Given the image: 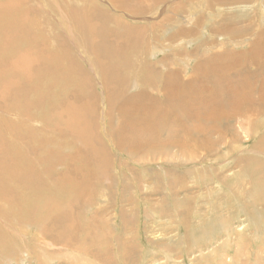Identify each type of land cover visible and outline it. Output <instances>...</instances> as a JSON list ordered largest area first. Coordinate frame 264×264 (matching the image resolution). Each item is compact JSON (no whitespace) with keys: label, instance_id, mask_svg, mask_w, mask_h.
I'll return each instance as SVG.
<instances>
[{"label":"rangeland","instance_id":"obj_1","mask_svg":"<svg viewBox=\"0 0 264 264\" xmlns=\"http://www.w3.org/2000/svg\"><path fill=\"white\" fill-rule=\"evenodd\" d=\"M237 2L0 0V264H264L262 80L166 99V77L229 65L263 34L264 0ZM24 55L30 76L12 70ZM70 103L89 105L94 139L68 131Z\"/></svg>","mask_w":264,"mask_h":264},{"label":"bare ground","instance_id":"obj_2","mask_svg":"<svg viewBox=\"0 0 264 264\" xmlns=\"http://www.w3.org/2000/svg\"><path fill=\"white\" fill-rule=\"evenodd\" d=\"M246 2V0H245ZM244 2V3H245ZM18 2H13V3H6V4H1L3 5L4 8H2V10H5L7 13L9 12H14L16 10H18V8H20V5L18 4ZM142 3V2H141ZM230 3V2H229ZM235 3L237 4V0H235ZM28 5V4H26ZM50 8V7H49ZM1 9V8H0ZM18 13V12H17ZM19 14V13H18ZM7 17V16H6ZM15 21V20H14ZM22 22V21H21ZM29 22V21H28ZM86 22V21H85ZM101 22V21H100ZM90 23V22H88ZM29 24V23H27ZM233 24H231L232 26ZM10 26V25H9ZM12 26V25H11ZM30 26V24H29ZM236 26V25H235ZM7 30L10 28L8 26H6ZM13 27H16V26H13ZM91 29H94V27H91ZM174 28V26H173ZM221 28V27H220ZM25 29V28H24ZM6 30V31H7ZM13 30V29H12ZM4 31V30H3ZM22 31V30H21ZM177 31H179L177 29ZM182 31V30H181ZM183 32V31H182ZM16 33V32H15ZM142 33V31L140 32H136V37H138L140 34ZM4 34V33H3ZM18 34V33H17ZM30 34V33H29ZM164 34V33H163ZM183 34V33H181ZM184 34H186V32L184 31ZM237 34V36H240V32H233L232 30H230V36L231 38L234 40L235 38V35ZM263 35H264V32L263 34H258V36L256 37V39L252 40L251 43L249 45V50L246 51V52H232V51H229L227 52L228 54V57L225 56L224 58V61H228L229 62V65H225V64H218V66H216L217 68H213L212 67H208V71L204 74V69L201 68V66H203L202 64L198 65L197 68H196V71L194 73L195 76H193V79L189 82L186 81V82H181L177 77H166L165 79V85H166V96H167V105H169V109L172 111V108L173 107H177V108H185V97L187 96V93L190 92L193 96V100L190 102L191 104L189 105V107H192V106H196L197 105V102H196V98H197V94H198V91H201L199 90V87L202 85V84H205L203 83L204 82H210V78L212 77H219V76H228V73L229 74H235V73H241L244 72L246 73L245 76H248L250 74H253L256 78H259L260 80H262V86H261V89L260 91H263L264 90V38H263ZM102 36V35H100ZM224 36V35H223ZM106 38V37H105ZM137 39V38H136ZM7 40V38H6ZM5 40V41H6ZM138 40V39H137ZM8 41H10V38H8ZM14 41L16 43H22L23 41H20L19 42V39H14ZM129 41V40H128ZM139 41V40H138ZM126 42V41H124ZM129 43V42H128ZM7 44V43H6ZM11 45V44H10ZM17 45V44H16ZM24 45V44H23ZM9 46V45H8ZM12 46V45H11ZM10 46V47H11ZM19 46V45H18ZM14 46H12V48H14ZM44 48V47H43ZM107 48V51H110V52H107L108 55L110 56L111 53L112 54H115L117 53V50L116 48H111L107 45V43H104L102 45V49H106ZM19 54V53H18ZM36 55V54H35ZM25 58V59H24ZM24 58H21V60H18L14 63V66L13 67V72L14 74L17 72V74H22L25 73L27 75L30 76L31 74V68L32 66L34 65L35 61H33L32 59L33 58H28V55H24ZM39 58V57H37ZM17 60V59H15ZM50 60V59H48ZM231 60V61H230ZM243 60V62H242ZM212 61V60H211ZM241 61V62H240ZM7 62V61H6ZM213 62H207V64L211 65ZM255 68L254 70L252 68ZM77 69V68H76ZM197 69H201L203 71V74H204V77L202 78V80L197 76L198 72ZM214 69L215 70H219V72H214ZM226 69H229L227 71L229 72H226ZM252 69V70H251ZM78 70V69H77ZM173 73V72H171ZM170 73V74H171ZM227 73V74H226ZM13 74V73H11ZM9 74V75H11ZM202 74V75H203ZM3 75V74H2ZM112 75V74H110ZM200 75V76H202ZM17 76V75H16ZM32 76V75H31ZM35 76V75H34ZM243 76V75H242ZM27 77V76H26ZM196 77V79H195ZM243 78V77H242ZM251 78V77H250ZM31 80V79H30ZM33 80V79H32ZM31 80V81H32ZM27 81L29 82V79L27 78ZM82 82V81H81ZM242 82V80H241ZM6 83V82H5ZM10 84V88L12 86H14L15 84V80L14 81H11L9 82ZM198 84H201L199 85V87L195 88L196 85ZM234 84V83H233ZM8 87H5V92L7 93H3L0 94L2 95V98L4 97H8L7 95L8 94ZM203 88V87H202ZM245 89V88H244ZM242 90V89H241ZM246 90V89H245ZM10 91V90H9ZM203 91V90H202ZM24 92V91H23ZM204 92V91H203ZM207 92V91H206ZM22 93V92H21ZM255 93V92H254ZM249 93H245L244 95L241 94V93H236V92H233L231 94V96L233 95V100H230L231 102H233V106L237 105V106H241L240 102L238 101V99H236V97H239L242 99V97H245L247 98L246 99V105H249V103H251L252 99H251V96H247ZM1 98V96H0ZM15 98V97H14ZM74 98V97H73ZM199 98V97H198ZM235 98V99H234ZM9 99V98H8ZM24 99V98H23ZM75 99V98H74ZM3 101V99H2ZM1 101V102H2ZM235 101V102H234ZM4 102V101H3ZM149 102V101H148ZM203 102V101H202ZM201 102V103H202ZM254 102V101H253ZM69 103V102H68ZM248 103V104H247ZM256 103V102H255ZM262 103V102H261ZM75 104V103H74ZM74 104L70 103L69 104H66V106L64 107H61V109H57L61 115H64L61 119H64L63 121H65V126L66 128L68 129V131L70 132H75L77 131L78 134H76V136H78L79 138H82V139H86V140H92L95 138V131H94V124H92V115L90 117V114L89 113V110H90V107L88 105V107H83L82 110H79V108H76L74 107ZM132 104L133 106L134 103H130ZM149 105V104H148ZM72 107H74L72 109ZM137 109H139V106H135ZM142 107V105L140 106V108ZM58 108V107H57ZM81 109V108H80ZM81 111H85L87 112L89 115H86V117H82V120H79L78 117H77V113L80 112L82 114ZM128 111V110H127ZM253 111V110H251ZM257 110H254L252 113L254 112H257ZM260 111V110H259ZM261 112V111H260ZM263 112V111H262ZM176 113V112H175ZM59 115V113H57ZM184 114H187L190 116V114L188 113H184ZM231 115V114H230ZM252 115V114H251ZM255 115V114H254ZM260 115V114H259ZM250 117V116H249ZM52 118V117H51ZM242 118V117H240ZM131 119V118H130ZM61 121V120H60ZM205 121V120H204ZM244 122V121H243ZM54 123H57L56 121H54ZM160 124V122H159ZM169 124V123H168ZM61 125V124H60ZM130 125V124H129ZM170 125V124H169ZM168 125V126H169ZM178 124L174 125V126H177ZM181 125V124H180ZM158 127V126H157ZM164 127V126H162ZM173 128V127H171ZM200 133L203 134L202 132H204L202 129H200ZM13 131V133H15V130H12L11 129V132ZM59 132V131H58ZM74 134V133H73ZM218 134V133H217ZM13 136H16V135H13ZM130 137V136H129ZM1 139V138H0ZM10 139V138H9ZM20 139V138H19ZM132 139L134 140L133 136H132ZM13 141V140H12ZM28 141V140H27ZM100 149V147H99ZM90 150V149H89ZM101 150V149H100ZM99 150V151H100ZM14 151V150H13ZM92 151V150H91ZM98 152V154H100ZM37 152V151H36ZM3 153V151H2ZM94 153V152H93ZM9 154V153H8ZM91 155V154H90ZM94 155V154H93ZM97 155V154H96ZM95 155V156H96ZM92 156V155H91ZM95 158V157H94ZM10 160V158H7ZM16 163V161H14ZM17 164V163H16ZM15 164V165H16ZM12 165V164H11ZM23 173V172H22ZM25 174V173H24ZM37 174V173H36ZM21 175V174H19ZM27 176V174H25ZM18 177V176H17ZM31 177V176H30ZM33 177V176H32ZM29 178V177H28ZM22 179V178H20ZM33 179V178H32ZM36 179V178H35ZM17 180V179H16ZM30 180V179H29ZM31 181V180H30ZM24 183V182H23ZM28 186V185H27ZM68 232V231H65V233ZM64 238V237H63ZM69 247V246H68Z\"/></svg>","mask_w":264,"mask_h":264}]
</instances>
